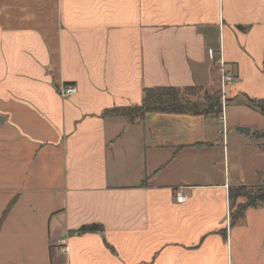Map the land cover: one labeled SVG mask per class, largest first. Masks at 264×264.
I'll list each match as a JSON object with an SVG mask.
<instances>
[{
	"label": "crops",
	"instance_id": "0c3cea01",
	"mask_svg": "<svg viewBox=\"0 0 264 264\" xmlns=\"http://www.w3.org/2000/svg\"><path fill=\"white\" fill-rule=\"evenodd\" d=\"M220 60L221 116L105 115L220 92ZM242 98L264 100V0H0V261L264 264V203L229 225L228 189L264 182Z\"/></svg>",
	"mask_w": 264,
	"mask_h": 264
},
{
	"label": "trees",
	"instance_id": "16d2710c",
	"mask_svg": "<svg viewBox=\"0 0 264 264\" xmlns=\"http://www.w3.org/2000/svg\"><path fill=\"white\" fill-rule=\"evenodd\" d=\"M195 89L197 88H165L156 87L151 89H144L140 106H133L127 108H113L105 112L108 117L117 116L128 119L133 122L141 120L146 114H181V115H212L214 117L221 116L223 104L218 92L208 95L204 91L200 99H192L194 97ZM197 100V101H196ZM226 102V101H225ZM248 106L251 109L261 112L264 118V100H254L246 98ZM254 138L262 140L261 146L264 149V129L261 133H255ZM228 199L230 206L229 221L230 227L236 226L243 219L245 211L250 207H259L264 203V185L262 189L254 190L253 187L233 186L228 189ZM238 199L242 201L238 202ZM77 234L86 233H102V227L98 225H86L80 228Z\"/></svg>",
	"mask_w": 264,
	"mask_h": 264
},
{
	"label": "rangeland",
	"instance_id": "374dc122",
	"mask_svg": "<svg viewBox=\"0 0 264 264\" xmlns=\"http://www.w3.org/2000/svg\"><path fill=\"white\" fill-rule=\"evenodd\" d=\"M219 67H220L219 64H218V67L216 65V70L217 71H219ZM194 92L195 93H193V94H195V95H194V97L192 99H194V100L195 99H197V100L200 99L201 100V97H202L201 95L203 94L204 91H202V90L198 91V89H195ZM207 93H208V95H211V96L213 94H215V93H211L210 94L209 92H207ZM218 94L220 95L219 91H218ZM225 103L227 105V104H229V101H226ZM239 103H240L241 106H244V107L246 106V107L249 108L248 102H246V99H245V102H243V98H242ZM249 109L251 110V112H250V114L248 116L244 117V116H241L239 114V116H236L237 120L240 119L241 121H248L249 123H251L252 126H251L250 129L253 130V131H260L261 129L263 130L264 129V118L262 117L261 112H259L258 110L256 111V110L251 109V108H249ZM231 129H229V131H231ZM263 185H264V182H262V184H259L257 186H253V189L254 190H257L258 188L262 189ZM239 201L241 202L242 199H238V202ZM9 230L11 231V229H9ZM14 250H15V246H14ZM14 250L8 256H6L5 254H2L1 258H3V261L1 260L0 264H12L13 263V259H20V258L24 257L23 254H19L18 251L14 252ZM7 259H10L11 261L8 263V262H6Z\"/></svg>",
	"mask_w": 264,
	"mask_h": 264
},
{
	"label": "built area",
	"instance_id": "2783aa9c",
	"mask_svg": "<svg viewBox=\"0 0 264 264\" xmlns=\"http://www.w3.org/2000/svg\"><path fill=\"white\" fill-rule=\"evenodd\" d=\"M210 57L213 58V53H210ZM219 73H220V98H221V103L223 104V107L225 106V93L226 90L228 89V87L230 86V84H232L234 82V77L232 75V73H228L225 69H224V65L222 63V61L220 60L219 63ZM58 93L60 95V97L62 98H69L71 96H74L77 92H76V88L72 85H67V86H62L61 88H59ZM188 200V198L182 193L181 189H178L177 191H175V201L179 204L185 203ZM61 246L64 245V243L60 242L59 243ZM62 251H66V246H62Z\"/></svg>",
	"mask_w": 264,
	"mask_h": 264
},
{
	"label": "water",
	"instance_id": "95a60500",
	"mask_svg": "<svg viewBox=\"0 0 264 264\" xmlns=\"http://www.w3.org/2000/svg\"><path fill=\"white\" fill-rule=\"evenodd\" d=\"M236 130H237L238 132H240V133L245 134V135L249 133L247 128H246V129L237 128Z\"/></svg>",
	"mask_w": 264,
	"mask_h": 264
}]
</instances>
